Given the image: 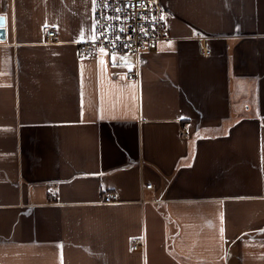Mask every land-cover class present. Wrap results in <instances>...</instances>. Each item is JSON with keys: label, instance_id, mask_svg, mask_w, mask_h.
<instances>
[{"label": "crops", "instance_id": "1", "mask_svg": "<svg viewBox=\"0 0 264 264\" xmlns=\"http://www.w3.org/2000/svg\"><path fill=\"white\" fill-rule=\"evenodd\" d=\"M160 2L82 56L94 0H0V264H264V0Z\"/></svg>", "mask_w": 264, "mask_h": 264}, {"label": "built area", "instance_id": "2", "mask_svg": "<svg viewBox=\"0 0 264 264\" xmlns=\"http://www.w3.org/2000/svg\"><path fill=\"white\" fill-rule=\"evenodd\" d=\"M96 35L92 39L83 40L79 44L82 56L94 54L97 48H104L110 53L134 52L141 55L144 49L157 48L161 43L172 39L166 26L164 7L160 0H94ZM56 27H48L45 31L47 41L56 39ZM198 32L197 37H202ZM210 50L203 49L208 55ZM129 76L137 73L129 72ZM182 136L188 133L182 129ZM147 184L146 188H151ZM118 200L116 193H105L103 201L112 203ZM134 248L141 247L135 241Z\"/></svg>", "mask_w": 264, "mask_h": 264}, {"label": "water", "instance_id": "3", "mask_svg": "<svg viewBox=\"0 0 264 264\" xmlns=\"http://www.w3.org/2000/svg\"><path fill=\"white\" fill-rule=\"evenodd\" d=\"M0 41L5 39V28H4V19L0 20Z\"/></svg>", "mask_w": 264, "mask_h": 264}, {"label": "snow or ice", "instance_id": "4", "mask_svg": "<svg viewBox=\"0 0 264 264\" xmlns=\"http://www.w3.org/2000/svg\"><path fill=\"white\" fill-rule=\"evenodd\" d=\"M5 17H3V16H0V20H3ZM0 26H2V25H0Z\"/></svg>", "mask_w": 264, "mask_h": 264}]
</instances>
